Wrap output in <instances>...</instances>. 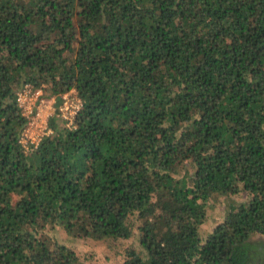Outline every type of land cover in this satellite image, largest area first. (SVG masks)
I'll return each mask as SVG.
<instances>
[{"label":"trees","instance_id":"16d2710c","mask_svg":"<svg viewBox=\"0 0 264 264\" xmlns=\"http://www.w3.org/2000/svg\"><path fill=\"white\" fill-rule=\"evenodd\" d=\"M27 86L80 106L24 146ZM49 225L138 237L112 264H264V0H0V264H83Z\"/></svg>","mask_w":264,"mask_h":264},{"label":"rangeland","instance_id":"374dc122","mask_svg":"<svg viewBox=\"0 0 264 264\" xmlns=\"http://www.w3.org/2000/svg\"><path fill=\"white\" fill-rule=\"evenodd\" d=\"M44 98H48L43 96ZM52 98V97H50ZM53 99V98H52ZM72 100L75 99L72 97ZM34 99L32 98V103ZM75 102V101H74ZM231 200L244 201L245 195L236 194L232 195ZM226 197L213 196L210 198L207 206L206 219L202 225V234H206L212 227H214L219 221H222L225 216ZM45 235L59 242L72 247L75 252L80 256V260L83 264H112L118 261H122L125 257L124 249L127 246L133 247L136 252L145 255V250L140 246L138 237H130L127 240L121 241V243L106 240H94L89 238L74 237L65 232L61 226L50 225L45 229ZM254 239L261 238L264 241V236L257 235Z\"/></svg>","mask_w":264,"mask_h":264},{"label":"built area","instance_id":"2783aa9c","mask_svg":"<svg viewBox=\"0 0 264 264\" xmlns=\"http://www.w3.org/2000/svg\"><path fill=\"white\" fill-rule=\"evenodd\" d=\"M40 92L27 86L26 89L18 93L19 105L22 106L23 113L28 118L27 125L20 137V141L24 146H27L28 142L34 145L37 144L41 137L50 131L47 126L48 118L56 112L57 116L67 126L72 125L73 116L80 106L78 98L72 95L74 91L65 93L58 105H56L54 97H52L53 99L44 98L40 95ZM32 98L34 99L33 103Z\"/></svg>","mask_w":264,"mask_h":264},{"label":"crops","instance_id":"0c3cea01","mask_svg":"<svg viewBox=\"0 0 264 264\" xmlns=\"http://www.w3.org/2000/svg\"><path fill=\"white\" fill-rule=\"evenodd\" d=\"M75 93V92H74Z\"/></svg>","mask_w":264,"mask_h":264}]
</instances>
